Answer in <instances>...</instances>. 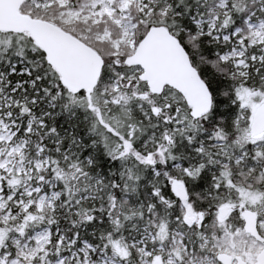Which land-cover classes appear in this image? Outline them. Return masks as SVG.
<instances>
[{"label": "snow or ice", "instance_id": "obj_1", "mask_svg": "<svg viewBox=\"0 0 264 264\" xmlns=\"http://www.w3.org/2000/svg\"><path fill=\"white\" fill-rule=\"evenodd\" d=\"M0 6V264H264V0Z\"/></svg>", "mask_w": 264, "mask_h": 264}, {"label": "water", "instance_id": "obj_2", "mask_svg": "<svg viewBox=\"0 0 264 264\" xmlns=\"http://www.w3.org/2000/svg\"><path fill=\"white\" fill-rule=\"evenodd\" d=\"M19 0H16V7H18ZM17 17L16 8H4L0 6V26H13L9 23L11 20H15ZM64 63L65 68L70 74L73 81L79 80L83 77V71L79 59L75 54L68 49L64 50Z\"/></svg>", "mask_w": 264, "mask_h": 264}]
</instances>
